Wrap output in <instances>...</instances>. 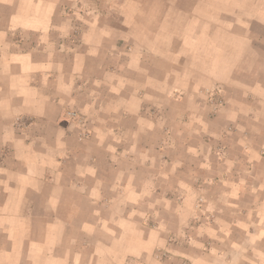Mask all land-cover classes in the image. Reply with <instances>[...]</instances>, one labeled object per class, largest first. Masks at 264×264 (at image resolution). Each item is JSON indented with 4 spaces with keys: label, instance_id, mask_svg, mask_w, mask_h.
I'll list each match as a JSON object with an SVG mask.
<instances>
[{
    "label": "crops",
    "instance_id": "0c3cea01",
    "mask_svg": "<svg viewBox=\"0 0 264 264\" xmlns=\"http://www.w3.org/2000/svg\"><path fill=\"white\" fill-rule=\"evenodd\" d=\"M0 264H264V0H0Z\"/></svg>",
    "mask_w": 264,
    "mask_h": 264
},
{
    "label": "built area",
    "instance_id": "2783aa9c",
    "mask_svg": "<svg viewBox=\"0 0 264 264\" xmlns=\"http://www.w3.org/2000/svg\"><path fill=\"white\" fill-rule=\"evenodd\" d=\"M206 94L208 96L209 102H213L216 105L215 107H221L224 104L222 98L219 97V91H208ZM68 118L70 119L71 123H75L81 127V132L79 133L80 139H88L90 137L91 133L88 130L87 120L83 115L77 111H71L68 113ZM164 256H166V254H164Z\"/></svg>",
    "mask_w": 264,
    "mask_h": 264
},
{
    "label": "rangeland",
    "instance_id": "374dc122",
    "mask_svg": "<svg viewBox=\"0 0 264 264\" xmlns=\"http://www.w3.org/2000/svg\"><path fill=\"white\" fill-rule=\"evenodd\" d=\"M82 6L88 8V4H87V2L83 3ZM86 15H88V14H86ZM216 91H221V90H217V89H216L215 92H216ZM206 96H207V94H206ZM222 100H223V99H222ZM211 104L214 105V110H215V111H217V110H219V109L221 108V107H215L216 105H215L213 102H211ZM221 109H222V108H221ZM88 128H89V127H88ZM77 129H78V131H79V133H80V132H81V127H77ZM88 130H89V132H90L91 135H92V130H91L90 128H89ZM91 135H90V137H91ZM90 137H89V138H90ZM89 138H88V139H89ZM81 140H87V139H81Z\"/></svg>",
    "mask_w": 264,
    "mask_h": 264
}]
</instances>
